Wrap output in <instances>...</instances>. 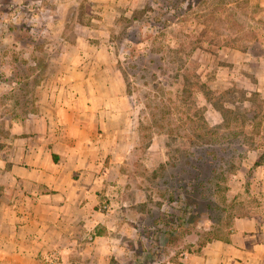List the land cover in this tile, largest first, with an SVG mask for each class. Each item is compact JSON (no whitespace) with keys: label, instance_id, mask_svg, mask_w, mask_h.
<instances>
[{"label":"rangeland","instance_id":"obj_1","mask_svg":"<svg viewBox=\"0 0 264 264\" xmlns=\"http://www.w3.org/2000/svg\"><path fill=\"white\" fill-rule=\"evenodd\" d=\"M261 3L125 0L107 33L82 15V29L55 34L49 1L0 0V138L45 74L64 70L58 57L89 60L76 68L120 107L105 129L121 141L108 159L124 174L127 253L111 264L177 261L264 201ZM68 37L83 47L65 49Z\"/></svg>","mask_w":264,"mask_h":264},{"label":"crops","instance_id":"obj_2","mask_svg":"<svg viewBox=\"0 0 264 264\" xmlns=\"http://www.w3.org/2000/svg\"><path fill=\"white\" fill-rule=\"evenodd\" d=\"M46 1L50 17L59 18L58 34L73 25L82 29L85 23L72 21L82 15L94 21L91 31L107 33L105 19L125 0ZM75 41L63 47H83ZM53 61L64 70L45 74L33 110L9 119L0 138V264H41V255L55 249L61 264H111L127 253L126 219L117 215L125 204L124 174L108 159L109 146L121 141L105 129L120 107L95 87L89 70L76 68L89 60ZM165 264H264V201L237 219L226 237Z\"/></svg>","mask_w":264,"mask_h":264},{"label":"built area","instance_id":"obj_3","mask_svg":"<svg viewBox=\"0 0 264 264\" xmlns=\"http://www.w3.org/2000/svg\"><path fill=\"white\" fill-rule=\"evenodd\" d=\"M41 264H61L58 250H51L41 255Z\"/></svg>","mask_w":264,"mask_h":264},{"label":"trees","instance_id":"obj_4","mask_svg":"<svg viewBox=\"0 0 264 264\" xmlns=\"http://www.w3.org/2000/svg\"><path fill=\"white\" fill-rule=\"evenodd\" d=\"M207 241H209V240H207ZM207 241H203V242H201V243L198 245V248H197L196 252H198V251L200 250V248H201V247H202Z\"/></svg>","mask_w":264,"mask_h":264}]
</instances>
